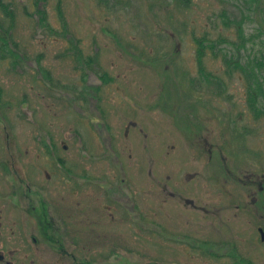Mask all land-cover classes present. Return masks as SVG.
<instances>
[{
  "label": "rangeland",
  "instance_id": "rangeland-1",
  "mask_svg": "<svg viewBox=\"0 0 264 264\" xmlns=\"http://www.w3.org/2000/svg\"><path fill=\"white\" fill-rule=\"evenodd\" d=\"M0 210L98 264H264V0H0Z\"/></svg>",
  "mask_w": 264,
  "mask_h": 264
},
{
  "label": "flooded vegetation",
  "instance_id": "flooded-vegetation-1",
  "mask_svg": "<svg viewBox=\"0 0 264 264\" xmlns=\"http://www.w3.org/2000/svg\"><path fill=\"white\" fill-rule=\"evenodd\" d=\"M9 231L0 215V264H98L95 258L84 260L82 245L75 241L63 240L64 237H23Z\"/></svg>",
  "mask_w": 264,
  "mask_h": 264
},
{
  "label": "trees",
  "instance_id": "trees-1",
  "mask_svg": "<svg viewBox=\"0 0 264 264\" xmlns=\"http://www.w3.org/2000/svg\"><path fill=\"white\" fill-rule=\"evenodd\" d=\"M103 2L107 1V0H102ZM5 45V44H4Z\"/></svg>",
  "mask_w": 264,
  "mask_h": 264
}]
</instances>
